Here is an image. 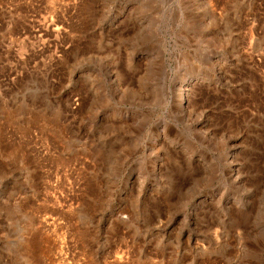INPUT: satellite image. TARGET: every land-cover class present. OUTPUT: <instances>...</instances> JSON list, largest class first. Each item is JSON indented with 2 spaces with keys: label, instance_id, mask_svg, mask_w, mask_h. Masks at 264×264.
<instances>
[{
  "label": "rangeland",
  "instance_id": "rangeland-1",
  "mask_svg": "<svg viewBox=\"0 0 264 264\" xmlns=\"http://www.w3.org/2000/svg\"><path fill=\"white\" fill-rule=\"evenodd\" d=\"M134 3L0 0V264H264V0Z\"/></svg>",
  "mask_w": 264,
  "mask_h": 264
},
{
  "label": "bare ground",
  "instance_id": "bare-ground-1",
  "mask_svg": "<svg viewBox=\"0 0 264 264\" xmlns=\"http://www.w3.org/2000/svg\"><path fill=\"white\" fill-rule=\"evenodd\" d=\"M114 7L111 9L112 10H116V14L115 16L112 17L113 18H116V20L114 21L113 20V23L115 24L116 21H119L121 18L123 19L126 15H128L127 13L131 12L130 10L133 9V7H135V3H134V0H114ZM121 4V5H120ZM111 11H108V14L109 12ZM105 13V12H104ZM128 17V16H127ZM189 74V73H188ZM187 73L184 74L182 73L181 77L180 75L179 76H176V77H172L169 81V83L167 84V94H166V98L168 101L172 102L174 105H176L177 107H183V108H188L189 104H185L189 101H191V97H190V82L195 79V78H191ZM197 78H204V76H200V77H197ZM196 78V79H197ZM121 84V83H120ZM120 87V86H119ZM122 90V87H120ZM194 90V89H193ZM118 93V92H117ZM146 94V93H145ZM178 96L180 98H178ZM121 97V96H119ZM140 97V96H139ZM121 100V99H120ZM185 104V105H184ZM171 106V105H170ZM176 108V107H175ZM189 109V108H188ZM187 109V110H188ZM177 110V109H176ZM126 111V110H125ZM174 111V110H173ZM182 112V110H179ZM118 117H121L122 115H116ZM124 121V120H123ZM126 121V120H125ZM123 123V122H122ZM120 123V124H122ZM128 123V122H127ZM124 124V123H123ZM126 124V122H125ZM129 125V124H127ZM140 130V129H139ZM151 133H154L153 136H154V139L152 141H147V142H144V145L147 146L149 148V154L148 156L149 157H155V162L157 163V165H154L153 166V169H155V171H161L163 170L162 169V165H163V162H162V158H163V155L165 153L164 149H163V138L166 137V141H168L169 143H172L171 142V138L170 136L168 135L167 133V130H166V126L163 125L162 123H157L155 124L154 126H152L149 130H148V133L147 134H151ZM139 138V137H138ZM136 138V141L137 139ZM144 138V137H143ZM141 139V138H140ZM140 141V140H139ZM165 141V143H166ZM139 143V142H138ZM234 145V144H233ZM141 146V145H140ZM166 148V147H165ZM168 152V151H167ZM234 154V153H233ZM167 156V155H166ZM233 159V160H232ZM226 160L227 161H234V158L232 157V155L230 154H227L226 156ZM165 161V160H164ZM261 163V162H260ZM237 166V165H236ZM164 168V167H163ZM166 168V167H165ZM237 168V167H236ZM259 168V167H258ZM125 169V168H124ZM126 170H130L129 171V176H131V171H132V166H129L126 168ZM263 172V171H262ZM229 173V172H228ZM237 172H235L234 174H236ZM129 176L128 178L126 179V181L129 179ZM236 177V176H235ZM258 181H257V191H258V195H259V200L260 201V198H261V195H262V192H263V189H264V175H262L259 171L258 173ZM134 180V179H133ZM131 180V181H133ZM129 184V183H128ZM257 194V193H256ZM251 199V198H250ZM261 202V201H260ZM244 215V214H242ZM244 217V216H243ZM243 225V224H242ZM246 225V223H245ZM245 229V227H243ZM247 228V227H246ZM260 228V227H259ZM254 229V228H253ZM245 233V232H244ZM242 235V234H241ZM244 235V234H243ZM264 248V247H263ZM262 261V260H261Z\"/></svg>",
  "mask_w": 264,
  "mask_h": 264
}]
</instances>
